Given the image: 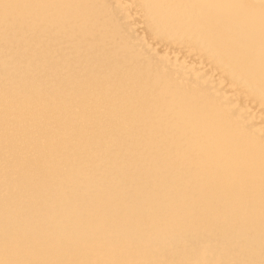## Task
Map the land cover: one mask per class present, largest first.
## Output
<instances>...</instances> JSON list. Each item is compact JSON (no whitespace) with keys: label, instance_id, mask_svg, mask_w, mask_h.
I'll list each match as a JSON object with an SVG mask.
<instances>
[{"label":"bare ground","instance_id":"obj_1","mask_svg":"<svg viewBox=\"0 0 264 264\" xmlns=\"http://www.w3.org/2000/svg\"><path fill=\"white\" fill-rule=\"evenodd\" d=\"M0 264H264V0H0Z\"/></svg>","mask_w":264,"mask_h":264}]
</instances>
